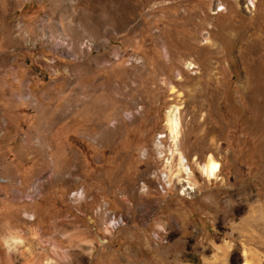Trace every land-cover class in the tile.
<instances>
[{"label": "rangeland", "instance_id": "obj_1", "mask_svg": "<svg viewBox=\"0 0 264 264\" xmlns=\"http://www.w3.org/2000/svg\"><path fill=\"white\" fill-rule=\"evenodd\" d=\"M174 104L193 189L162 180ZM245 261L264 264V0H0V264Z\"/></svg>", "mask_w": 264, "mask_h": 264}, {"label": "bare ground", "instance_id": "obj_2", "mask_svg": "<svg viewBox=\"0 0 264 264\" xmlns=\"http://www.w3.org/2000/svg\"><path fill=\"white\" fill-rule=\"evenodd\" d=\"M181 109H182L181 105L174 104L167 111V125H168V129H169V135L175 144V148L172 149L171 156H169V158L167 159L168 165L170 167L167 170V172L164 174L162 180H164L167 183H169L168 182V180H169L170 184H171V182L173 181L172 179L177 178V180L180 183L181 182L187 183L185 186H183L184 190H186V189L195 188L196 182H195V180L194 181L192 180V178L194 179L193 171L191 168L189 169L188 164H187L188 160H187L185 154L183 153V151L180 149V146H179L180 137H181V130H182V119H181V112L182 111H181ZM175 156L177 157L178 162L176 164L177 166L174 168L173 164H172V158ZM199 167H200L201 171L204 173V175H206L209 179H211V178L217 177V173L221 171L222 164L211 153L210 155H208V157L206 158L205 161L199 163ZM116 223H117V221H116ZM119 223H120V221L117 224H119ZM18 240H19V238L9 237L6 240V242L10 247H13V245H15L16 242H18ZM243 264H249V263L247 261H245Z\"/></svg>", "mask_w": 264, "mask_h": 264}, {"label": "crops", "instance_id": "obj_3", "mask_svg": "<svg viewBox=\"0 0 264 264\" xmlns=\"http://www.w3.org/2000/svg\"><path fill=\"white\" fill-rule=\"evenodd\" d=\"M83 241H84L83 235L80 234L78 231H76L72 233L68 232L67 234H62V238L60 240H58V238H55V240L50 241L49 245L50 246L52 245L53 249L51 250L56 251L53 254H61L60 253L61 251L67 254L68 246H73V244H78V242H83Z\"/></svg>", "mask_w": 264, "mask_h": 264}, {"label": "built area", "instance_id": "obj_4", "mask_svg": "<svg viewBox=\"0 0 264 264\" xmlns=\"http://www.w3.org/2000/svg\"><path fill=\"white\" fill-rule=\"evenodd\" d=\"M255 3H256V0H251V7H255ZM223 9H224V5H218L217 6V10L218 11H222ZM187 164H188L189 169L190 168L192 169V165H191V163L189 161L187 162ZM192 171H193V169H192ZM193 174H194V171H193ZM144 187H146V186H144ZM159 189L160 190H167L168 191V189L166 188V184L161 180V178L159 180ZM145 190H148V187H146ZM106 207H107L106 206V202L105 203H102L101 211H102V208H106ZM115 216H124V215L122 213H115ZM104 231L107 234H111L112 233V232H108V228L107 229H104Z\"/></svg>", "mask_w": 264, "mask_h": 264}]
</instances>
